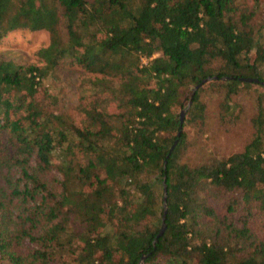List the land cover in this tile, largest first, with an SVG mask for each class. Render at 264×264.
Returning <instances> with one entry per match:
<instances>
[{"label":"trees","instance_id":"16d2710c","mask_svg":"<svg viewBox=\"0 0 264 264\" xmlns=\"http://www.w3.org/2000/svg\"><path fill=\"white\" fill-rule=\"evenodd\" d=\"M16 30L48 45L0 58V264H264V0H0ZM246 90L243 150L189 163Z\"/></svg>","mask_w":264,"mask_h":264},{"label":"rangeland","instance_id":"374dc122","mask_svg":"<svg viewBox=\"0 0 264 264\" xmlns=\"http://www.w3.org/2000/svg\"><path fill=\"white\" fill-rule=\"evenodd\" d=\"M47 45L48 35L44 31H12L0 39V58L18 64L32 63L35 61L34 53ZM61 74L65 82L74 85L79 71L62 69ZM67 98L74 100V94L70 93ZM234 100L242 107L244 114L228 123L226 117H220L218 103L213 98L208 100L210 112L206 128L189 136V163H197L206 154L224 158L243 150L251 134L250 119L257 112L256 94L253 90H246Z\"/></svg>","mask_w":264,"mask_h":264},{"label":"water","instance_id":"95a60500","mask_svg":"<svg viewBox=\"0 0 264 264\" xmlns=\"http://www.w3.org/2000/svg\"><path fill=\"white\" fill-rule=\"evenodd\" d=\"M214 79H217V77L207 78V79L203 80L201 83H199L198 85H196L193 88L192 94H194L198 90V88L201 87L203 84H205L207 82H210V81H212ZM228 79H231V78H228V77L223 78V80H228ZM240 81L247 82V83H262V82H260L257 79H251V78H240ZM262 84H264V83H262ZM190 104H191V101H189V103L187 105V108H189ZM185 112H186L185 110H182L180 112V128L181 129H182V125H183V122H184ZM180 134H181V131L178 133V136H180ZM176 144H177V141L172 145L167 158L171 155V152L175 148ZM165 166H166V162H165ZM166 198H167V193H166V184H165V179H164V182H163V217H162V226H161V229L159 231L158 237H160L163 234L164 230H165V223L164 222H165V216H166V212H167ZM156 241H157V239H155L154 243H156Z\"/></svg>","mask_w":264,"mask_h":264}]
</instances>
